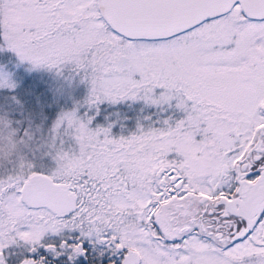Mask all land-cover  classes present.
Masks as SVG:
<instances>
[{
  "label": "snow or ice",
  "instance_id": "6c2138e0",
  "mask_svg": "<svg viewBox=\"0 0 264 264\" xmlns=\"http://www.w3.org/2000/svg\"><path fill=\"white\" fill-rule=\"evenodd\" d=\"M0 264H264V0H0Z\"/></svg>",
  "mask_w": 264,
  "mask_h": 264
}]
</instances>
